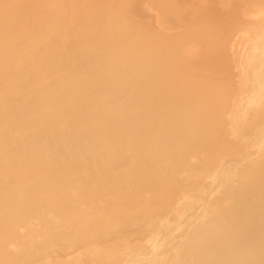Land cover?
Wrapping results in <instances>:
<instances>
[{
  "label": "bare ground",
  "instance_id": "6f19581e",
  "mask_svg": "<svg viewBox=\"0 0 264 264\" xmlns=\"http://www.w3.org/2000/svg\"><path fill=\"white\" fill-rule=\"evenodd\" d=\"M119 1L0 0V264L52 235L64 254L24 264H264V143L242 131L262 113L264 72L236 101L223 87V109L240 114L222 135L214 50L179 45L147 2L141 17ZM261 10L236 32L243 57L264 56ZM204 23L186 24L209 38ZM201 177L211 206L192 214ZM158 202L173 230L133 238L126 224Z\"/></svg>",
  "mask_w": 264,
  "mask_h": 264
},
{
  "label": "rangeland",
  "instance_id": "374dc122",
  "mask_svg": "<svg viewBox=\"0 0 264 264\" xmlns=\"http://www.w3.org/2000/svg\"><path fill=\"white\" fill-rule=\"evenodd\" d=\"M115 1H117V2H114L115 4L113 3L115 7L119 8L120 7L119 4L123 5L119 0H115ZM121 1H124V0H121ZM141 1L145 2V3L147 2L152 10L155 9L154 13L157 16H159V19L161 21L163 20V23L165 25L171 26V27L172 26L176 27V28H178V30L181 31L180 32L181 35L178 36V40L173 38V41L175 43H176V41L177 42L179 41L180 44L179 43H177V44L187 45L189 43H192L193 40H198L199 42L201 41L200 44H202L204 47L206 44V48H204L205 51H208L207 47H210V48H208V49H210V51H209L210 54L214 50L212 52V55H210V54L209 55H210V57L212 56L211 60L213 59L212 61H213V64H216V68L214 66H212L213 64L210 60H208L206 63H208L210 65V62H211V66L215 68V69L213 68V71L217 72L218 76L220 75L218 78L215 79L219 82V84H218V82L215 81L214 82L215 83L214 88L212 89V91H215V92H213L214 93L213 96H215V99H217V102H215L216 106L214 107V109L216 111H218V115L220 117L221 116L224 117V115L227 116L225 122L223 123L224 127L221 128L223 133L222 132L221 133H222V135L225 134L224 130H226V129L229 130L232 126L237 128L236 125H238V123H236V122H238V121H236V116H238V114H240V113L237 111V109H235V106L233 104L231 105V107H229L230 105L227 104L228 110L226 111L225 109H223L224 103L219 102V101H223L221 94L222 95L224 94L223 93L224 89L230 90V91L232 90V92L234 91L233 94H232V92H230V95L231 96L233 95V97L235 96V98H234L235 101L238 98H240L241 96L243 97L244 94H248V92L249 91L251 92L253 90V87H255L254 86L255 85L254 80H258L260 78V76L262 75V73L264 72V67L262 69V65H264L263 64L264 63V56H261L260 54L258 55L257 52L256 53L254 52V53H252V56L247 54V55H244V57H243L240 54V50H239L241 47H240L239 43L236 42L237 40H235L238 38L239 33L236 35V32H238L237 30H240V29H238L239 26H240V28L242 27L241 30L243 28H245V30L248 29L247 28L248 25L246 23H249L250 20L248 18L249 16L245 18V16L248 15L247 12L249 13V12L255 10L256 8H259V7L262 8V10L264 11V0H222V1L221 0H164V3H162L163 0H153V1L152 0H139V2L135 1V0L131 1L130 4H132V2H133V4H132L133 6H130L129 10L131 12H132V9H133V12L136 10L134 13L135 14L138 13L137 15L143 17V14L138 12L139 9L137 8V6L142 3ZM116 3H118V4L116 5ZM138 3H140V4H138ZM136 4H137V6H136ZM190 5H194V8L192 6L190 7ZM114 6L111 5V7H114ZM89 8L91 9L92 7H89ZM90 9H87L88 12H90V13H91V11L95 12L93 10V8H92V10H90ZM206 9H208V10L206 11ZM85 11H86V9H85ZM205 11L208 13H205ZM196 12H198V13H196ZM199 12H201V13H199ZM86 14H87V11H86ZM92 14H94V13H91V15ZM183 14H185V15H183ZM194 14H198L200 20L202 22H206L204 24L208 23V24L213 26V28L211 29V30H213V32H212V35L209 36V38H208V36H206L207 34H204V31L202 33H201V31H196L197 33L188 31V26L186 24L187 20L191 16H193ZM94 15H96V14H94ZM94 15L88 16V14H87L86 16L88 17V19H90V18L94 17ZM182 16H183V18H182ZM178 18H180V19H178ZM79 23H80V21H79ZM262 24H264V23L262 22ZM232 26H234V28L236 26L237 29L234 30V28ZM192 33H194V34H192ZM226 33H227V36L223 35ZM212 36H214V37L212 38ZM222 38H224V39L227 38V41L228 40L229 41L228 42L226 41V43H225L224 39H222ZM208 39H210V40H208ZM169 41H171V39L167 40L166 48H168L169 51L171 52L173 49V46H174L173 44H175V43L172 42L173 44L171 45L170 44L171 42H169ZM233 41L236 42V44ZM230 44H232V46H230ZM214 45H215V47H214ZM233 46H234V49H233ZM226 48L228 49L227 50L228 52L226 51ZM168 49H166V50H168ZM230 50H233V51H230ZM169 51H166L168 53V55H169ZM230 52H232V53H230ZM170 55H171V53H170ZM257 55H258V57H257ZM214 56L216 59L213 58ZM235 56L236 57L239 56L238 58H239V60H241V62L236 60L237 58ZM254 56H256L257 58ZM231 61H236V62H234L236 65H233L234 63ZM259 66H260V68H259ZM217 68H218V70L216 71ZM257 69H258V72H257ZM260 70H261V72H260ZM246 75H248L247 76L248 80H247L246 85H249V86L245 85ZM254 77H256L257 79ZM249 82H250V84H249ZM223 84H224V86H223ZM223 87H224V89H223ZM244 89H245V91H243ZM235 91H236V95H234ZM242 92H243V94H242ZM239 95H240V97H239ZM198 98L200 100V97H198ZM263 104H264V102H263ZM262 109H263L261 111L262 113H260L258 115V117L253 122L249 123V125H246V127L242 129L243 134H246L248 139L251 138V136H253L251 138L252 142L254 144L260 143V146L262 143H264V106ZM248 114H249V117L251 118L250 112L247 113V115ZM237 120H238V118H237ZM251 130H253V131H251ZM255 131H256V134H254ZM252 132H253V135H252ZM250 133H251V135H250ZM255 137L256 138L258 137V139H256ZM49 140H51V139L49 138ZM52 144H53V141H50L49 144L48 143L46 144V146L50 145L52 147ZM246 148H250V145L246 146ZM246 148L245 149L239 148L240 150H238V148H237L236 152H234L235 155L232 152H229L224 156L228 157V160L231 159V157L233 158L234 156L239 155V157H240V156L245 154V151L247 150ZM248 150H251V149H248ZM215 163H216V161H215ZM204 179H206V178H204ZM204 179H203V177H201L200 178L201 181H199L203 185H200L201 183H199V184H197V186L195 188L192 187V188H194L193 191L190 192V189L188 190V192H189L188 196L190 197L189 199H192V200L189 203V206L188 205L187 206H188L189 211L192 214H195V213L198 214V212L203 213V211H205L206 208L211 206V199L209 197L206 198V196L204 194L205 190H206V186H208V183H207L208 181L207 180L204 181ZM220 180L221 179L219 177H217L216 184H221ZM175 187H177V186H175ZM174 194H176V193H174ZM168 195H169L168 193L165 194V196H168ZM167 198H169V197H167ZM152 212L150 213L149 216H146V217L137 215V218L133 223L126 224V226H128V227L125 229L133 235V238L135 236V238H138L140 241H143L146 237H148L152 233V231H153L152 227L159 228V226H164V227H167L168 229L173 230V227L175 226L176 218H174L173 215L169 214L166 206H163L162 203L158 202L155 205V207H153ZM81 237L82 236H76L75 241H79V239ZM65 242H66V240H63L61 238H56L55 235L54 236L52 235L50 237H45V239H43L41 241V243H39L37 246L33 245V246L29 247L28 251H26L27 253H25L24 255H23V253L21 255L18 252H15L14 254H12L10 256V261H9L10 263L9 264H24V263H28V262L31 263L32 261H35V260H39V262H40L41 259H44L48 255H50L52 257L53 255L64 254L63 250L65 248V246H64Z\"/></svg>",
  "mask_w": 264,
  "mask_h": 264
}]
</instances>
